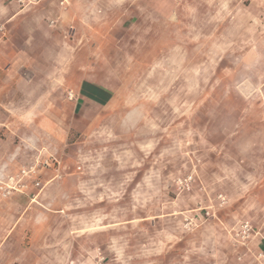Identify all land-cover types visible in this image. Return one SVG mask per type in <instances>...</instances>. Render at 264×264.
I'll list each match as a JSON object with an SVG mask.
<instances>
[{
	"label": "rangeland",
	"instance_id": "rangeland-1",
	"mask_svg": "<svg viewBox=\"0 0 264 264\" xmlns=\"http://www.w3.org/2000/svg\"><path fill=\"white\" fill-rule=\"evenodd\" d=\"M30 1L0 0V169L61 164L1 264H264V0H46L9 21ZM81 81L108 103L77 104Z\"/></svg>",
	"mask_w": 264,
	"mask_h": 264
},
{
	"label": "crops",
	"instance_id": "crops-1",
	"mask_svg": "<svg viewBox=\"0 0 264 264\" xmlns=\"http://www.w3.org/2000/svg\"><path fill=\"white\" fill-rule=\"evenodd\" d=\"M12 2L17 3V0H12ZM46 9L48 10L50 9L49 2H47L46 0H32L24 10L19 8V10L13 13L9 21H13L17 23V21L20 20L19 16L24 11H31L33 13ZM3 37L0 36V41L5 40ZM75 88L77 89L75 93L77 97V104L79 103L86 104L89 102L96 106H103L108 103L109 96L107 90L109 87L107 85L93 81H84V82L81 81L77 84ZM74 108H76V105L74 106ZM5 177H7V175L5 174L4 169L1 168L0 180L4 179ZM47 184H45V186ZM33 189L34 187L32 183H30L28 193L26 195L14 194L10 198L0 202V249L2 248L11 249L12 246H16L15 243H13L12 237L16 228L15 220L16 221L18 220L16 214L20 207L19 202L24 201L25 199H31V197L33 196L35 198H38L40 194H42V191L44 190L43 189L38 194H31V192L34 191ZM9 222L11 223V225H9ZM0 264H1V259H0Z\"/></svg>",
	"mask_w": 264,
	"mask_h": 264
},
{
	"label": "built area",
	"instance_id": "built-area-1",
	"mask_svg": "<svg viewBox=\"0 0 264 264\" xmlns=\"http://www.w3.org/2000/svg\"><path fill=\"white\" fill-rule=\"evenodd\" d=\"M0 32L4 34V27L0 28ZM60 164V161L56 158L47 159L39 165L21 167L16 174L9 175L0 180V202L10 198L14 194L26 195L28 193L30 183H32L35 189L42 191L44 185L38 179V176L41 172L39 167L42 169L54 168L56 171H59ZM78 169L80 170V167ZM34 198L35 197L33 196V200ZM244 230L246 233L251 230V227L248 223H246L244 226Z\"/></svg>",
	"mask_w": 264,
	"mask_h": 264
}]
</instances>
